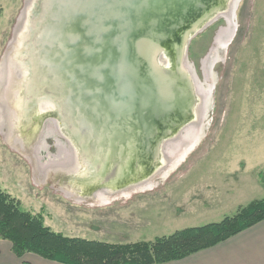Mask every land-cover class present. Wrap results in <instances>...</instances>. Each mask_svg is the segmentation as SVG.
<instances>
[{"label":"rangeland","instance_id":"374dc122","mask_svg":"<svg viewBox=\"0 0 264 264\" xmlns=\"http://www.w3.org/2000/svg\"><path fill=\"white\" fill-rule=\"evenodd\" d=\"M45 2L0 0V189L22 210L66 236L126 243L220 221L264 196V0H239L234 10L225 0L213 21L198 25L180 58L189 116L160 139L148 170L140 150L142 179L108 183L105 166L96 168L68 133L59 104L45 94L26 99L31 64L44 59L33 39ZM173 49L160 46L157 62L175 69ZM98 179L94 188L83 184Z\"/></svg>","mask_w":264,"mask_h":264},{"label":"water","instance_id":"95a60500","mask_svg":"<svg viewBox=\"0 0 264 264\" xmlns=\"http://www.w3.org/2000/svg\"><path fill=\"white\" fill-rule=\"evenodd\" d=\"M45 1L46 15L35 16L43 35L33 39V45L43 43L44 59L31 64L26 99L45 94L59 104L82 153L96 168L105 166L101 182L116 175L129 182L142 179L140 150H147L148 170L157 162L160 139L189 116L191 86L180 69L182 47L198 25L196 31L214 20L210 14L225 0ZM230 1L234 7L239 0ZM165 45L176 51V73L156 60ZM44 76L53 80L45 84ZM120 146L127 155L117 159ZM100 179L83 184L94 188Z\"/></svg>","mask_w":264,"mask_h":264},{"label":"trees","instance_id":"16d2710c","mask_svg":"<svg viewBox=\"0 0 264 264\" xmlns=\"http://www.w3.org/2000/svg\"><path fill=\"white\" fill-rule=\"evenodd\" d=\"M262 220L264 196L217 222L148 241L110 243L55 232L45 225L41 214L22 210L16 198L0 189V239L9 241L19 258L32 253L60 264H164L213 247Z\"/></svg>","mask_w":264,"mask_h":264},{"label":"crops","instance_id":"0c3cea01","mask_svg":"<svg viewBox=\"0 0 264 264\" xmlns=\"http://www.w3.org/2000/svg\"><path fill=\"white\" fill-rule=\"evenodd\" d=\"M22 261L30 264H60L32 253L19 258L12 252L11 243L0 239V264H21ZM164 264H264V220L213 247Z\"/></svg>","mask_w":264,"mask_h":264},{"label":"bare ground","instance_id":"6f19581e","mask_svg":"<svg viewBox=\"0 0 264 264\" xmlns=\"http://www.w3.org/2000/svg\"><path fill=\"white\" fill-rule=\"evenodd\" d=\"M231 4H232V3H231ZM236 4H237V2H235V5H234V7L231 5V6H232V7H231V10H232V9L234 10V8H235ZM229 11H230V10H229ZM228 13H229V12H227V11H226V13H225V14L227 15ZM227 16H228V15H227ZM225 42H226V40L222 41V43H224V44H225ZM178 161H179V160H178ZM178 161H177V162H178ZM177 162H175V161H174V162L172 163V165H175Z\"/></svg>","mask_w":264,"mask_h":264}]
</instances>
